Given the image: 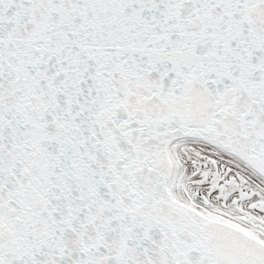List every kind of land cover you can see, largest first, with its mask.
Returning a JSON list of instances; mask_svg holds the SVG:
<instances>
[{
  "label": "snow or ice",
  "instance_id": "snow-or-ice-1",
  "mask_svg": "<svg viewBox=\"0 0 264 264\" xmlns=\"http://www.w3.org/2000/svg\"><path fill=\"white\" fill-rule=\"evenodd\" d=\"M0 264H264V0H0Z\"/></svg>",
  "mask_w": 264,
  "mask_h": 264
}]
</instances>
